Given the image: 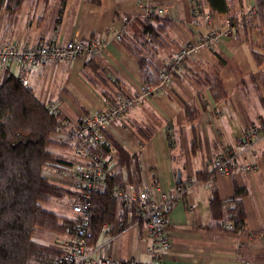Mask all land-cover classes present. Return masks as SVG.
I'll return each mask as SVG.
<instances>
[{
	"label": "crops",
	"instance_id": "0c3cea01",
	"mask_svg": "<svg viewBox=\"0 0 264 264\" xmlns=\"http://www.w3.org/2000/svg\"><path fill=\"white\" fill-rule=\"evenodd\" d=\"M62 1L28 0L16 21L0 19V38L17 47L74 39L103 43L95 56L38 66L31 73L29 87L60 112L69 130L109 98L115 100V92L135 96L145 86L156 87L146 85L140 64L125 42L146 60L145 70L154 78L187 42L207 35L213 27L231 31L213 48L187 60L169 87L140 101L108 126V136L119 152L116 166L121 183L157 184L169 191L183 181H193L171 214L170 251L153 259L147 252L148 229L143 224L128 228L125 210L117 201L119 216L113 224L104 225L93 241V257H111L121 264H264V246L258 236L264 230V133L244 156L257 166L256 173L227 176L211 167L214 159L236 147L252 125L264 124V41L258 11L253 19L247 15L256 0H230L231 12L223 15L212 14L206 0H201L203 12L197 11L192 0ZM147 5L156 10L149 18L142 9ZM204 12L211 15L208 24ZM232 16L240 23L238 32ZM242 22L251 24L244 27ZM254 51L263 56L261 64ZM214 70L220 72L226 92L217 98L207 83ZM10 72L17 76L18 66L12 64ZM188 106L197 113L194 121L187 118ZM68 136L65 131L58 138L67 142ZM120 150L125 153L124 165ZM59 153L73 162L82 159L74 148ZM237 192L242 195L234 199ZM214 195L221 203L216 215L211 205ZM236 200L245 216L242 233L227 229ZM36 233L40 234L36 240L59 252L71 235Z\"/></svg>",
	"mask_w": 264,
	"mask_h": 264
},
{
	"label": "trees",
	"instance_id": "16d2710c",
	"mask_svg": "<svg viewBox=\"0 0 264 264\" xmlns=\"http://www.w3.org/2000/svg\"><path fill=\"white\" fill-rule=\"evenodd\" d=\"M27 1L0 0V19L12 17L13 21H16L17 14ZM87 1L93 4L101 3V0ZM206 1L212 14L223 15L231 12L230 0ZM255 7L260 17V31L264 41V0H256ZM231 22L238 32L240 23L237 24L236 17L232 16ZM242 23L244 27L251 24ZM124 45L137 58L146 85H159L162 81V71L155 73L153 78L145 70L146 60L138 56L137 49L126 42ZM254 57L258 64L262 63L263 56L259 52L254 51ZM181 68L176 69L173 76ZM208 76L207 83L213 96H223L226 92L220 72L214 70ZM119 92H115V95L118 96ZM109 99L116 100L112 97ZM191 108L193 107L188 106L186 115L189 121H194L198 116L195 109ZM65 131L69 132V142L58 138L59 134ZM72 131L73 129L67 128L60 112L43 103L31 87L22 86L10 71L0 74V264H50L61 252L36 240V232L69 235L79 225V217L70 218L69 215H62L46 207L52 199L73 195L71 191L52 182L45 174L46 170L53 169L67 176L68 168L78 163L67 160L59 153L60 150L69 148H74L77 153L70 139ZM120 153V164L124 165L125 153L121 150ZM112 188L113 183L110 182L104 191L91 195L93 207L87 225L94 234V241L103 226L113 224L119 216L120 206L113 197ZM241 195L237 192L234 199L240 198ZM220 204L214 195L211 202L214 215L218 213ZM227 229L237 233L245 231L244 211L238 200L230 212Z\"/></svg>",
	"mask_w": 264,
	"mask_h": 264
},
{
	"label": "built area",
	"instance_id": "2783aa9c",
	"mask_svg": "<svg viewBox=\"0 0 264 264\" xmlns=\"http://www.w3.org/2000/svg\"><path fill=\"white\" fill-rule=\"evenodd\" d=\"M198 12L204 11L201 0H192ZM146 18L152 16L150 6L142 7ZM163 11H158L162 13ZM257 9L248 10L250 19L256 16ZM206 23L212 21L210 13H203ZM231 35V31L210 29L207 35L200 36L184 44L173 55L169 64L161 72V83L156 87L145 86L135 96H125L120 93L115 101H107L100 109L80 120L70 134L81 161L67 170V176L76 181V201L71 203L72 211L79 217V225L63 244L61 254L50 264H121L113 258L98 260L93 257L92 243L94 234L87 222L92 211L91 195L104 190L113 183L112 194L120 202L128 219V228L143 224L149 231L148 254L158 259L162 254L170 251L171 238L168 233L171 214L178 202L193 187L192 180L177 184L169 191L163 190L160 185L125 184L118 180L117 162L119 152L114 142L108 136L110 123L119 120L140 101L152 96L160 89L167 88L173 82V72L181 68L187 60L193 59L204 49H211L218 42ZM123 32L117 35L121 41ZM103 49V43L89 40L87 43L74 39L68 43H54L51 45L13 46L9 41L0 39V74L10 71V66H18L17 79L24 87L30 84L33 69L38 66L55 63L63 64L80 58L83 55L95 56ZM264 133L263 125H252L245 133L244 138L236 147L223 153L211 163L212 169L220 174L233 176L236 174H254L258 168L245 159V155L259 134ZM207 187L211 188V184ZM74 189V190H75ZM76 192V191H75ZM191 210H194L192 208ZM104 231H107L106 229ZM264 246V230L258 234ZM130 264H141L131 262Z\"/></svg>",
	"mask_w": 264,
	"mask_h": 264
},
{
	"label": "rangeland",
	"instance_id": "374dc122",
	"mask_svg": "<svg viewBox=\"0 0 264 264\" xmlns=\"http://www.w3.org/2000/svg\"><path fill=\"white\" fill-rule=\"evenodd\" d=\"M45 174L48 175V178H50L52 182L62 186L63 188H66L67 191H71L73 194L72 196L63 195L59 199H52L51 202L47 203L46 207L62 215H69L70 218H76V217L78 218V216L72 211V208H71V203L76 201L77 196H78V194L75 195V190H74L76 186V181L71 179L69 176H66V174L55 171L53 169L46 170ZM40 232H43V231H40ZM45 233H49V232H45ZM49 234H57V233L52 232ZM58 235L65 236L66 234H58ZM36 236H40V234L39 235L36 234Z\"/></svg>",
	"mask_w": 264,
	"mask_h": 264
},
{
	"label": "water",
	"instance_id": "95a60500",
	"mask_svg": "<svg viewBox=\"0 0 264 264\" xmlns=\"http://www.w3.org/2000/svg\"><path fill=\"white\" fill-rule=\"evenodd\" d=\"M180 178H181V175L179 174V175H178V182L180 181Z\"/></svg>",
	"mask_w": 264,
	"mask_h": 264
}]
</instances>
